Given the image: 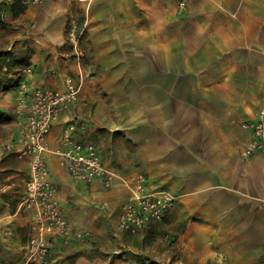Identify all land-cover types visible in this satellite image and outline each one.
<instances>
[{
	"label": "crops",
	"instance_id": "1",
	"mask_svg": "<svg viewBox=\"0 0 264 264\" xmlns=\"http://www.w3.org/2000/svg\"><path fill=\"white\" fill-rule=\"evenodd\" d=\"M71 1L50 0L49 10L38 14L29 6L17 17L9 8L2 13L0 264L22 258L35 213L18 208L28 165L3 149L16 137L18 84L63 88L67 77L81 74L87 77L79 100L47 137L46 162L63 213L88 236L57 244L47 264H149L167 252L177 255L173 264L214 258L264 264V154L240 155L250 137L243 124L264 95V0H186L183 10L178 0H77L79 36L89 43L86 67L84 59L81 66L68 56L64 25ZM26 47L34 51L27 58L35 61L28 65L32 72L7 70L2 62ZM74 118L84 125L74 137L94 143L114 174L110 188L98 179L74 180L61 165L63 129ZM116 131L133 146L137 167L129 159L112 161L126 156L115 147ZM135 173L145 174L151 190L174 195L176 204L163 222L132 235L120 230L118 215ZM172 219L184 222L173 244L165 232ZM151 243L170 245L158 250Z\"/></svg>",
	"mask_w": 264,
	"mask_h": 264
},
{
	"label": "built area",
	"instance_id": "2",
	"mask_svg": "<svg viewBox=\"0 0 264 264\" xmlns=\"http://www.w3.org/2000/svg\"><path fill=\"white\" fill-rule=\"evenodd\" d=\"M42 0H25L37 4ZM186 0H178V10H183ZM73 57L81 64L84 52L74 30L69 34ZM27 67L24 73L30 74ZM84 77L69 76L63 88L31 87L25 81L18 84L14 95L13 122L16 137L12 144H5L6 152L26 161L28 176L19 210H35L30 220L29 232L23 247V264H47L51 250L66 245L73 238L84 239L87 232L76 230L63 213L58 199V186L50 178L46 162L49 152L47 137L61 114L77 103ZM78 118L63 129L62 147L57 151L61 165L74 180L90 183L100 180L104 188H110L114 174L106 167L97 146L92 142L77 140L73 132L83 127ZM250 130V137L240 151L243 158L264 154V95L253 118L243 124ZM130 196L121 206L118 227L129 234H138L145 228L163 222L176 204V198L166 190L148 188L146 176L135 173L130 178Z\"/></svg>",
	"mask_w": 264,
	"mask_h": 264
},
{
	"label": "rangeland",
	"instance_id": "3",
	"mask_svg": "<svg viewBox=\"0 0 264 264\" xmlns=\"http://www.w3.org/2000/svg\"><path fill=\"white\" fill-rule=\"evenodd\" d=\"M48 1H50V0H42V1L38 2L37 4H29V5L27 4V7L29 6L30 8L31 7H38V8H40V9L37 8V11L38 12L36 14H38V13H40L42 11L49 10L48 4H47ZM69 8H70V10L68 11V15H67V18L65 20V25H64V28H65L64 32H65L66 36H69V34L73 30H74V32L77 31V27H78L79 21L82 18V15H83V11L81 10V6H80V4L78 3L77 0H72L71 3H70V7ZM15 30H17V29H15ZM80 33H81L80 34V36H81L80 37V41L81 42L83 41V44L80 43L79 45H80V47L82 48V50H83V52L85 54V56L82 57V59H84V61H83V67H86L90 63V62L86 61V58L88 60V58L90 56L89 55V52H88V49H89V46L88 45H89V43L87 45V43H86V40L87 39L84 38V33L83 32H80ZM66 42H68L67 38H66ZM66 47H67L68 52H70V54L68 53V56H69V58L71 60V58L73 59V54H72L73 53L72 52L73 49H72V46H71V44H69V45L67 44ZM0 48L2 49L3 47H0ZM87 52H88V54H87ZM20 53L21 54H19V53L17 54V57L15 59L8 60V61H5V62L3 61L2 62L3 64L6 65V69L7 70L13 69L15 67H20V66L22 68H27V67H29L28 65H31V64H33V66H34V64H35L34 62L35 61L29 62L28 59H27L31 54L34 53V51L32 49H30L29 47L28 48L26 47V49H24L23 51L21 50ZM48 54H49V56H51L52 55V52L51 53H48ZM37 62L39 63V61H37ZM81 66H82V63H81ZM35 67H33V70L35 69ZM5 78H6V80L9 79L8 77H5ZM0 81H1V79H0ZM111 134H112V137L115 139V141H117L116 144H115V147H118V150L119 151L124 150L125 153H126V156H124L122 154L123 152L122 153L120 152L121 154H119V156H115V155L113 156L112 155V161H116V159H120V161L128 160L129 159V160H133V161H131V165H135L137 167L136 157L132 153V150L134 151V148L129 143V141L126 139L125 135L123 133H121L120 131H116V132H113ZM106 139H108V136H106ZM127 155H129V158H127ZM25 177L26 176L24 174L23 175V182H24ZM172 222H174L172 225H170V226L167 225V227H165V232H168L169 234L173 235V237L171 236L172 238H171V241H170L173 244V242L175 241V238L177 237V234H175V233L176 232L179 233L183 229V226H184L183 223L184 222H182V221H175L174 219H172ZM26 237H28V235ZM26 237H25V239L27 240ZM158 244H160V243H158ZM151 245L159 250V247L161 249H163V247H164V249L168 248V246L170 245V243H169V245H167V243H166L164 246H156L155 244H152V243H151ZM170 250L173 251V249H170ZM161 253L163 254L164 252H161ZM166 254L167 255H164V256H162L160 254L158 260H154L152 258H151V260H153V262H156L157 264H173L172 261L175 260V256H177V255H172V254H170L168 252ZM182 256H183V253H181L179 251L178 252L177 260H180ZM168 257H169V261L166 262V259ZM20 258L21 257H19V259L17 261H13V262L8 263V264H23V258H21V259ZM206 264H225V262L224 261H222V262L216 261V258H214L213 260H210Z\"/></svg>",
	"mask_w": 264,
	"mask_h": 264
},
{
	"label": "trees",
	"instance_id": "4",
	"mask_svg": "<svg viewBox=\"0 0 264 264\" xmlns=\"http://www.w3.org/2000/svg\"><path fill=\"white\" fill-rule=\"evenodd\" d=\"M27 7V4L25 3V0H0V24H4V21L2 20V13L7 8L10 9L13 17H17L20 14L24 13L25 9ZM82 26V18L79 21L77 31L75 32L76 35L79 37V31L78 28ZM149 264H157L156 262L150 261Z\"/></svg>",
	"mask_w": 264,
	"mask_h": 264
},
{
	"label": "bare ground",
	"instance_id": "5",
	"mask_svg": "<svg viewBox=\"0 0 264 264\" xmlns=\"http://www.w3.org/2000/svg\"><path fill=\"white\" fill-rule=\"evenodd\" d=\"M92 1V0H91ZM46 8V7H45Z\"/></svg>",
	"mask_w": 264,
	"mask_h": 264
}]
</instances>
